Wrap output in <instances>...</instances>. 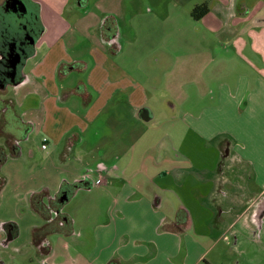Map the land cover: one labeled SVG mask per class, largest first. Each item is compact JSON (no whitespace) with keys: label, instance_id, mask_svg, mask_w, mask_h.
I'll use <instances>...</instances> for the list:
<instances>
[{"label":"crops","instance_id":"obj_1","mask_svg":"<svg viewBox=\"0 0 264 264\" xmlns=\"http://www.w3.org/2000/svg\"><path fill=\"white\" fill-rule=\"evenodd\" d=\"M30 1L43 32L13 89L18 131L62 162L50 199L94 193L82 226L53 214L30 264H202L228 234L262 240L264 0ZM249 214L252 237L234 232ZM18 233L0 223V243Z\"/></svg>","mask_w":264,"mask_h":264},{"label":"rangeland","instance_id":"obj_2","mask_svg":"<svg viewBox=\"0 0 264 264\" xmlns=\"http://www.w3.org/2000/svg\"><path fill=\"white\" fill-rule=\"evenodd\" d=\"M217 57L218 55L215 54V58ZM219 60L222 61V64L219 65L227 73L223 80L229 79V81L234 82L238 72H240L234 67L236 64L237 66L239 65L238 59L229 63L226 59H221L219 56ZM1 97L2 99L14 98V91L10 87L1 94ZM11 110L13 111V109ZM22 111H28V104L24 109L20 110V113ZM26 118L28 120L29 116ZM8 122L10 124L12 120L10 121L9 118L5 121L3 114H0V150H3L8 158L0 171L1 176L5 180L6 178L8 179V183L6 180L5 187L0 195V223L15 224L19 228L20 233L12 240H8L6 236L0 243V264H30V259L36 257V251L33 250H36V247L32 243L33 228L44 224L42 217L34 214L35 212L31 208V195L32 193L40 192L45 187L52 188L53 192H58L60 184L66 177L61 171L64 168L61 165L62 162L49 158L47 152H42L41 136L33 134L30 139L25 140L30 130L27 133H22L25 136L17 141L18 145L20 144V147L23 148L20 155H12V151L8 147L10 146L8 145L10 137L3 136V134H7ZM18 151L19 148L16 145L13 153L17 154ZM62 184L64 185V183ZM95 187H93L94 190L98 186ZM67 191L72 194L70 197L72 199H67L68 201L64 202L59 199L57 200V206L59 210L62 209L63 213L68 212L76 218L75 227L77 228L86 222V211L89 215L93 212L94 193L88 197L89 199H86V192H81L78 195L71 189ZM64 193L65 191L61 193V196H64ZM249 219L250 214L237 223L234 232L237 230L239 233L243 232L247 236L252 237V227ZM258 229L259 224L258 226L255 225V231H259ZM75 234H78L76 230ZM208 262H213V264H264V233L262 240L257 238L256 241H253L245 238L239 242L234 241L232 235L228 234L225 240L219 242L218 245L211 249L208 261L202 264H209Z\"/></svg>","mask_w":264,"mask_h":264},{"label":"flooded vegetation","instance_id":"obj_3","mask_svg":"<svg viewBox=\"0 0 264 264\" xmlns=\"http://www.w3.org/2000/svg\"><path fill=\"white\" fill-rule=\"evenodd\" d=\"M43 32V26L39 16V6L30 0H7L0 6V93L6 92L10 87L12 90L21 79L24 78L23 68L28 58L33 55L35 44L33 41L39 38ZM0 94V114L8 122L9 128L6 137H10L13 144L18 145L17 141L22 139L18 136V122L13 100L2 99ZM13 109V111L11 110ZM26 130V129H24ZM20 133H24L23 131ZM9 135V136H8ZM11 142V143H12ZM9 147V146H8ZM48 207L57 208V202L50 199ZM57 210H54L55 212ZM54 212V215L56 214ZM262 216L259 229L262 226Z\"/></svg>","mask_w":264,"mask_h":264},{"label":"trees","instance_id":"obj_4","mask_svg":"<svg viewBox=\"0 0 264 264\" xmlns=\"http://www.w3.org/2000/svg\"><path fill=\"white\" fill-rule=\"evenodd\" d=\"M208 12H209L208 5L204 4L201 6H197L195 9H193L191 15L196 21H199ZM3 136L6 137L7 134H3ZM11 142H9L8 144L10 145L9 149L12 151V155L18 156V153L17 154L13 153V150L15 149V145L13 144V142L12 143ZM7 159H8L7 154L3 150H0V171L3 165L6 163ZM5 184H6V180L0 174V195L3 188L5 187ZM50 196L51 195L49 191L43 190L40 192L33 193L30 199L32 210L38 215H40L45 221V223L41 227L35 228L33 230V236H32L34 246L37 248L38 253L43 257H46L51 253L52 247L48 243V239L51 235H53L55 232H58L60 230V227L58 226V221L62 219L61 214L59 215L57 214L56 216L53 215L55 212L54 210H57V208L53 209L48 207L47 200L49 202ZM54 217L55 219H53Z\"/></svg>","mask_w":264,"mask_h":264},{"label":"built area","instance_id":"obj_5","mask_svg":"<svg viewBox=\"0 0 264 264\" xmlns=\"http://www.w3.org/2000/svg\"><path fill=\"white\" fill-rule=\"evenodd\" d=\"M47 142H48V140L45 138L43 140V145H42V149L43 150H47V148H48V143ZM104 184H107V180L102 175H100L98 177V179L96 181H94V183H93L94 186H101V185H104Z\"/></svg>","mask_w":264,"mask_h":264},{"label":"water","instance_id":"obj_6","mask_svg":"<svg viewBox=\"0 0 264 264\" xmlns=\"http://www.w3.org/2000/svg\"><path fill=\"white\" fill-rule=\"evenodd\" d=\"M38 39L39 38H36L34 41H33V44H36L37 43V41H38ZM23 82V79H21L18 83H16V84H21ZM85 181H87V179H85ZM13 239V236H12V234H9V236H8V240H12Z\"/></svg>","mask_w":264,"mask_h":264}]
</instances>
